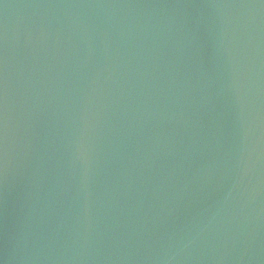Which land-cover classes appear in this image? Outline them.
Masks as SVG:
<instances>
[{
	"label": "water",
	"instance_id": "water-1",
	"mask_svg": "<svg viewBox=\"0 0 264 264\" xmlns=\"http://www.w3.org/2000/svg\"><path fill=\"white\" fill-rule=\"evenodd\" d=\"M0 264H264V0H0Z\"/></svg>",
	"mask_w": 264,
	"mask_h": 264
}]
</instances>
